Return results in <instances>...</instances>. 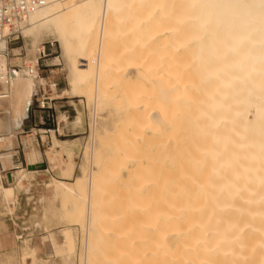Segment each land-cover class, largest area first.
<instances>
[{"label":"bare ground","instance_id":"obj_1","mask_svg":"<svg viewBox=\"0 0 264 264\" xmlns=\"http://www.w3.org/2000/svg\"><path fill=\"white\" fill-rule=\"evenodd\" d=\"M20 37L28 67L0 41V141L12 148L45 83V38L58 43L69 92L90 117L71 182L33 188V172L18 168L4 187L0 171L9 210L15 192L36 190L41 203L52 186L67 224L62 242L51 239L63 263L79 248L78 264H264V0H44ZM53 147L70 174L68 141ZM10 159L0 154V170ZM35 251L22 240L20 262L39 263Z\"/></svg>","mask_w":264,"mask_h":264},{"label":"rangeland","instance_id":"obj_2","mask_svg":"<svg viewBox=\"0 0 264 264\" xmlns=\"http://www.w3.org/2000/svg\"><path fill=\"white\" fill-rule=\"evenodd\" d=\"M40 43L41 44L39 45V47L41 48V46H43V48H41L42 52L40 51V53L37 54V57H39L38 72L39 75L45 79V83L44 85L42 84L38 86V89L36 91L37 93H34V95L32 96L26 116L22 120V127L16 129L18 132H16L15 134V138L13 139L14 143L11 145V147L12 148L15 147L17 145V141H21L22 143L21 149L23 150L25 149L24 151L26 150L29 151L31 147H33L39 153V149L37 147V143L39 141V143H43L46 149L44 157L47 158L50 154H52V152L53 153L55 152L54 150L52 151L51 149L55 139L59 141L67 140L69 144V148L73 153V159L67 160V163L71 165V170L69 172L70 174L66 176L61 174L60 166L63 165L62 164L63 161L62 160L54 161L53 157L55 154L51 156L50 162L47 159V162H43L40 164H33L29 166V170H37L34 171V173H53L54 174L53 176L57 175L62 178H66L64 181L69 183L79 173V166L82 162V156L84 150L83 147L85 146V142L89 134L90 117H89L88 109L85 108L84 98L77 97L69 92V84L67 81L66 72L64 70V61L60 56V49L58 43L54 41L52 38H45ZM9 47L10 48L15 47L19 49L18 56L21 57L22 59L18 63V65L24 67H28L32 65V63L29 60H26V58L31 57V55L33 56V54H30L26 51L24 40L21 37H19V39L16 40V42L11 43ZM10 52L8 55L9 58L10 57L14 58V56L11 55L12 52L11 53ZM55 57H59V59H61L60 64L57 65V63H55L56 62ZM9 67H11L12 69L17 68V66L14 65H10ZM55 95H67L68 97H71L72 98L71 99L72 101L70 102L71 106H68V104L61 103L60 104L61 106H59V104H56L55 106H51L49 108L48 104L46 103L47 100L44 97L46 96L52 97ZM41 103H43L44 105L43 108L41 107L42 105ZM5 126L6 125H4L0 121V138L6 135ZM44 126L54 130L47 131L43 128ZM26 139L28 140L27 142ZM1 141L3 142V144ZM1 141H0V146L2 147L3 145V147L2 148L0 147V153L8 152L9 150H7L8 149L7 143L4 140ZM75 141H77L79 144L77 142L76 144L73 143ZM58 149H60V147ZM64 155L65 153L61 152V156L63 160H66V155L65 156ZM17 170L18 169L11 170L12 173H14V179L3 184L4 187H10L14 185L13 180H15V175L17 173ZM45 175L40 174V176H36L35 174V176H33V174H31V179H33V183L34 184L37 183L38 185L34 188L40 189L41 187H43L42 183H47L48 181L53 180V178H51L49 174L46 176ZM45 177H46V181H43ZM55 180L56 182L51 183V185L56 188H59V184L57 183L58 180L57 179ZM139 180L140 179H137V182ZM134 182H136V180H134ZM52 186L45 187V193L47 198L45 197V200L42 201L41 203L38 202L39 192L36 190L30 193H26L24 191L15 192L14 195L9 198L10 210L6 207V204H4L5 202L0 190V233H1L0 264H22L19 259V252H21L22 240L24 239H29L30 240L29 243L31 244V246L36 247L35 253L37 255V258H39L38 261L40 260L39 263L37 264L63 263V261L53 253L51 239L54 238L56 242H62L61 239L62 237L60 235V232L63 228H65L64 226H66L67 224L60 217L61 212L58 211L60 210V201L52 194L51 192ZM47 193H50L49 196L51 197V199L49 196H47L48 195ZM21 196L22 199H20ZM53 197L55 198V200ZM27 202L29 203L28 206L26 205ZM55 203L58 205L56 206ZM35 204H37L38 207L41 204L42 205L40 206L41 210L40 208L35 206ZM18 206L20 208H23V210L20 212H16L17 209L16 207ZM33 206H35L36 208ZM45 206L47 207L45 208ZM52 206L54 207V211ZM50 209L51 212H49ZM45 210L48 213L44 218L43 213ZM49 214L50 215L53 214L52 215L53 217L50 216ZM12 219L15 222H13ZM40 221L42 223L41 228L36 227L35 226L36 223L38 222L40 223ZM43 221L45 223H43ZM43 227H45V230ZM71 227L75 228V226H71ZM75 234L77 235V238L80 239L81 234H79L77 231L75 232ZM153 235H155V233ZM17 236H21V237L17 238ZM153 245H154L153 242H152V246H150L149 244L148 245L150 246L149 249H151ZM78 252H79V248L77 249L76 257H74L75 261H70L63 264H71V263L74 264L73 262H75V264H78V262H76V260L78 261L77 259ZM4 258L6 261L4 260ZM52 259H54V261H52ZM27 263L30 264L31 259H28Z\"/></svg>","mask_w":264,"mask_h":264},{"label":"crops","instance_id":"obj_3","mask_svg":"<svg viewBox=\"0 0 264 264\" xmlns=\"http://www.w3.org/2000/svg\"><path fill=\"white\" fill-rule=\"evenodd\" d=\"M13 48V47H12ZM38 58V57H37ZM39 70V69H38ZM44 98H46V100H47V104H48V107L50 108L51 106H55L56 104H59V106H61L60 104L61 103H63V104H68V106H71L70 105V102L72 101L71 99V97H68L67 95H55V96H52V97H50V96H46V97H44ZM30 105V104H29ZM29 107V106H28ZM27 111H28V109H27ZM27 111H26V113H27ZM26 116V115H25ZM24 116V117H25ZM24 117L22 118V120L24 119ZM22 120L19 122V123H17L14 127H13V129H18L19 127H22ZM45 124V123H44ZM47 125V124H46ZM17 126V127H16ZM6 127V129H7V126H5ZM45 130H47V131H49V130H54V129H51V128H49V127H46V126H44L43 127ZM5 129V130H6ZM60 142H62V141H60ZM21 141H17V145L15 146V147H13V148H11V149H7V150H9L8 152H10L11 153V162H13L12 163V165H10V166H7L5 169H2L1 168V172H4V173H1V184L3 185V184H5V183H7V182H9L10 180H12V179H14V173H12V171L11 170H13V169H18V168H22V169H25L26 171H28V172H33L32 174H33V176H35V174H36V176H40V174H42V175H50L51 176V178H53V179H57V180H65L66 178H62V177H60V176H53L54 174L53 173H34V171H37V170H29V166H31V165H33V164H40V163H43V162H47V159H48V161L50 162V158H51V156L52 155H54L56 152H58L59 151V147H51V149H52V151L54 150L55 152L53 153L52 152V154H50L47 158L46 157H44L45 156V152H46V149H45V147H44V145H43V143H39V141H38V143H37V147H38V149H39V156H40V159H37L36 161H34V162H30V161H28V156H27V154H26V151H24L23 149H21ZM35 150V149H34ZM2 153H6V152H1L0 154H2ZM32 163V164H31ZM45 175V176H46ZM56 177V178H55ZM43 181H46V177L44 178V180ZM32 182H33V179H32ZM33 188L34 187H36V186H38L37 185V183L36 184H34L33 183ZM20 199H22V196L20 197ZM28 202H27V206H28ZM17 209H16V212H20V211H22L23 210V208H20L19 206L18 207H16ZM22 217V216H21ZM12 221L13 222H15L13 219H12ZM18 223H19V221H18ZM22 223V222H21ZM0 236H1V233H0ZM21 236H17V238H20ZM30 241V240H29ZM30 244V243H29ZM30 246H31V244H30ZM32 247V246H31ZM35 250H36V247H33Z\"/></svg>","mask_w":264,"mask_h":264},{"label":"built area","instance_id":"obj_4","mask_svg":"<svg viewBox=\"0 0 264 264\" xmlns=\"http://www.w3.org/2000/svg\"><path fill=\"white\" fill-rule=\"evenodd\" d=\"M43 4L44 0H0V41L5 40L8 46L16 42L28 12Z\"/></svg>","mask_w":264,"mask_h":264}]
</instances>
